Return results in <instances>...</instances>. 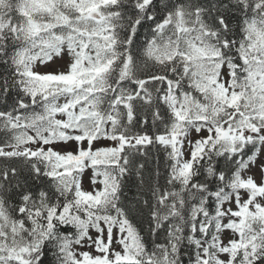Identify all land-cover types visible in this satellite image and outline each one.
Returning a JSON list of instances; mask_svg holds the SVG:
<instances>
[{"label":"snow or ice","instance_id":"snow-or-ice-1","mask_svg":"<svg viewBox=\"0 0 264 264\" xmlns=\"http://www.w3.org/2000/svg\"><path fill=\"white\" fill-rule=\"evenodd\" d=\"M0 264H264V0H0Z\"/></svg>","mask_w":264,"mask_h":264},{"label":"rangeland","instance_id":"rangeland-1","mask_svg":"<svg viewBox=\"0 0 264 264\" xmlns=\"http://www.w3.org/2000/svg\"><path fill=\"white\" fill-rule=\"evenodd\" d=\"M88 186V182H87V180H85V187H87Z\"/></svg>","mask_w":264,"mask_h":264},{"label":"trees","instance_id":"trees-1","mask_svg":"<svg viewBox=\"0 0 264 264\" xmlns=\"http://www.w3.org/2000/svg\"><path fill=\"white\" fill-rule=\"evenodd\" d=\"M133 194V193H130V195Z\"/></svg>","mask_w":264,"mask_h":264}]
</instances>
